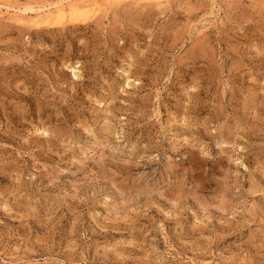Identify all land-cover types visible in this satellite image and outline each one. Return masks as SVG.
<instances>
[{"label": "rangeland", "instance_id": "1", "mask_svg": "<svg viewBox=\"0 0 264 264\" xmlns=\"http://www.w3.org/2000/svg\"><path fill=\"white\" fill-rule=\"evenodd\" d=\"M58 2L0 0V264H264V0Z\"/></svg>", "mask_w": 264, "mask_h": 264}, {"label": "bare ground", "instance_id": "2", "mask_svg": "<svg viewBox=\"0 0 264 264\" xmlns=\"http://www.w3.org/2000/svg\"><path fill=\"white\" fill-rule=\"evenodd\" d=\"M66 1V0H65ZM79 0H77V2H71L68 6H65V4H64V2H63V0H61V2H58L56 5H55V9H54V13L55 14H57V16L59 15L60 16V18H61V16H62V18L64 17L65 18V14H66V12H67V10L69 9V10H71L72 11V14L74 13V14H76V13H78V11L80 10V8H81V6H80V4L82 3L81 2V0H80V2H78ZM166 1V0H165ZM70 14V13H69ZM73 14V15H74ZM83 13H81V15H82ZM47 15H49L51 18L54 16V14L52 13V15H51V13L50 14H48L47 13ZM47 15L46 16H44L43 18H45V17H47ZM78 15H80V14H78ZM80 15V16H81ZM48 16V17H49ZM71 17V16H70ZM73 17V16H72ZM77 17V15L75 16V18ZM61 18V19H62ZM78 18V17H77ZM46 19V18H45ZM74 19V18H73ZM41 22H43V20L41 21ZM40 23V22H39ZM51 24V23H50Z\"/></svg>", "mask_w": 264, "mask_h": 264}]
</instances>
